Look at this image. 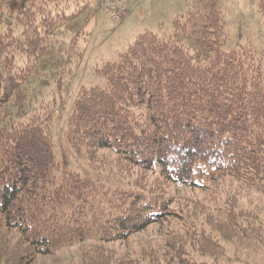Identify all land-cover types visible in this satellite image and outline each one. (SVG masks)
<instances>
[{
    "label": "trees",
    "instance_id": "obj_1",
    "mask_svg": "<svg viewBox=\"0 0 264 264\" xmlns=\"http://www.w3.org/2000/svg\"><path fill=\"white\" fill-rule=\"evenodd\" d=\"M91 2L0 0V264L125 241L171 214L165 182L203 188L233 178L264 192V72L250 48L225 50L218 0H184L161 33L139 32L96 68L102 82L80 85L68 106L38 92L80 62L73 46L88 34L84 24L69 45L61 36ZM257 5L264 15V0ZM146 172L161 182L147 184ZM232 215L244 239L264 244L254 216ZM11 230L24 249L9 247ZM168 243L181 264H224L196 258L182 239ZM158 255L102 264H151Z\"/></svg>",
    "mask_w": 264,
    "mask_h": 264
},
{
    "label": "rangeland",
    "instance_id": "obj_2",
    "mask_svg": "<svg viewBox=\"0 0 264 264\" xmlns=\"http://www.w3.org/2000/svg\"><path fill=\"white\" fill-rule=\"evenodd\" d=\"M257 2L218 0V5L227 35L225 50L250 48L264 72V15L259 12ZM126 7L127 14L115 19L100 9L98 0H92L91 8L77 17L74 23L70 22L71 28L63 29L61 36L69 45L79 25L84 24L83 29L88 34L79 35L73 46L82 54L80 62L77 67L73 66L75 62L72 64L74 72L70 76L68 72L58 74L47 85L39 86L38 92L58 97L59 106L63 104L60 98H64L68 106L80 85L102 82L96 68L115 59L139 32L149 29L161 33L160 25L168 26L174 16L185 11L184 0H130ZM65 115L61 111L52 124L56 127L53 134L56 144H59L58 138H62L60 132ZM104 152L114 156L110 151ZM146 174L147 184H151L154 178H158V184L161 182L154 172ZM161 186L164 197L172 200L171 214L162 221L149 224L122 242L77 243L53 254L36 255L28 264H102L105 259L109 263L116 256L141 258L152 249L158 250L159 255L151 264H181L167 246L168 242L176 239H182L196 258H211L224 264H264V244L244 239L228 219V213L251 214L264 227V192L260 188L247 186L233 178L210 182L203 188L178 187L168 182ZM197 231L210 234L209 239L196 235ZM4 238L9 240L11 249L13 245L16 250L25 248L16 230L4 233ZM166 253L170 254L164 256ZM148 262L146 260V264Z\"/></svg>",
    "mask_w": 264,
    "mask_h": 264
},
{
    "label": "built area",
    "instance_id": "obj_3",
    "mask_svg": "<svg viewBox=\"0 0 264 264\" xmlns=\"http://www.w3.org/2000/svg\"><path fill=\"white\" fill-rule=\"evenodd\" d=\"M130 0H98L102 11L109 13L113 18L119 19L127 13V3Z\"/></svg>",
    "mask_w": 264,
    "mask_h": 264
}]
</instances>
